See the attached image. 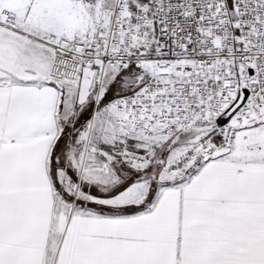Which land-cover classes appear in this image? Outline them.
Wrapping results in <instances>:
<instances>
[{
	"label": "snow or ice",
	"instance_id": "snow-or-ice-1",
	"mask_svg": "<svg viewBox=\"0 0 264 264\" xmlns=\"http://www.w3.org/2000/svg\"><path fill=\"white\" fill-rule=\"evenodd\" d=\"M0 264H264V0H0Z\"/></svg>",
	"mask_w": 264,
	"mask_h": 264
}]
</instances>
